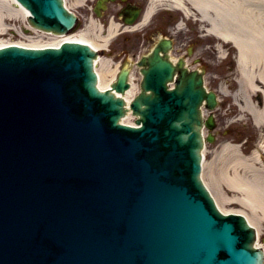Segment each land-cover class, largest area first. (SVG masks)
I'll return each instance as SVG.
<instances>
[{"label": "water", "instance_id": "obj_1", "mask_svg": "<svg viewBox=\"0 0 264 264\" xmlns=\"http://www.w3.org/2000/svg\"><path fill=\"white\" fill-rule=\"evenodd\" d=\"M19 1L36 26L73 24L62 0ZM93 57L79 43L0 49V264H257L253 229L199 176V105L214 94L192 76L167 90L156 50L130 104L141 126L121 125Z\"/></svg>", "mask_w": 264, "mask_h": 264}, {"label": "bare ground", "instance_id": "obj_2", "mask_svg": "<svg viewBox=\"0 0 264 264\" xmlns=\"http://www.w3.org/2000/svg\"><path fill=\"white\" fill-rule=\"evenodd\" d=\"M78 1L85 3L89 0ZM167 1H170L171 4L180 9L186 16L192 14L193 11L196 13L197 19L205 25L206 31L218 40L219 44L216 45L217 54L222 55L227 45H230L231 49L234 50L236 60V70L232 77L234 80L230 81L231 77H224V83L221 84V91L219 92L225 94L228 89H233L232 94L234 97L240 94L245 95L249 91L252 92L255 87L264 96V0ZM158 3H160L159 0H151L152 8H148L144 12L141 19L136 22V25L124 28L133 29L144 26L151 17L152 9ZM28 15L27 9L17 3L16 0H0V35L9 30L5 22L12 19H15V21L21 20L25 28L32 29L28 21ZM15 21H12V25H14ZM118 30L119 24L112 21L107 28L108 33L102 36L100 34L102 26L97 20L90 17L88 25L74 34L53 35L46 41L29 39L28 42H11L0 39V47L17 44L29 48H41L58 46L64 41H74L88 44L94 49H104L112 37L118 33ZM18 34L19 36L22 35L20 32ZM40 34L48 37L47 35L50 33L42 31ZM99 63V67H97V64L95 66L98 74V87L106 89L110 87L116 73V68H113L111 62L106 58L100 59ZM255 79L261 82V86L256 85ZM135 85V83L132 84L131 89L123 95L116 94L125 100L127 106L136 92L137 85ZM246 110L250 113L254 124L264 127V105L261 109H258L248 104ZM121 122L127 123L125 122V118H122ZM259 146L264 149V133L259 140ZM205 149L201 151V177L210 193L214 196L217 207L223 213H244L250 224L255 227L257 231L256 235L258 236L257 240L260 241L261 227L259 230L256 222L264 216V174L263 170L254 164L256 162V152L244 157L241 156L236 145L223 142L220 143L217 149L213 150V158L207 162L205 160ZM222 186L228 190L242 193L243 197L225 196L224 192L221 191ZM218 196L224 200L223 202L231 204H239L244 200V203H247L254 215H250L245 209L224 208ZM259 209L262 210H260L262 215L258 213Z\"/></svg>", "mask_w": 264, "mask_h": 264}, {"label": "rangeland", "instance_id": "obj_3", "mask_svg": "<svg viewBox=\"0 0 264 264\" xmlns=\"http://www.w3.org/2000/svg\"><path fill=\"white\" fill-rule=\"evenodd\" d=\"M159 1L161 3L163 2L165 4H168V1H165V0H159ZM117 7H118L117 4L113 5L110 7L109 11L114 12ZM161 8H164V6H161ZM83 11L85 12L87 10L84 9ZM109 11H108V14L110 13ZM174 13L175 15L173 16V18L182 19L184 21L183 22L184 27L182 30H185V33L187 32L186 29L190 28L189 26H193L194 28L197 29L195 25H197L198 21L196 20L193 12L192 14L188 16H183L178 10L176 11L175 9ZM159 14L160 13H158V15L155 16L152 22L153 29H154L152 30V35L154 39L152 40L151 44H153V42L158 38V36L161 33L159 28L155 29V25L161 26L166 23V19L168 21L171 18L167 15L162 16ZM102 16L103 18L105 17L104 14ZM100 20H102V17ZM12 21H15V19L5 22L6 25L9 27V30H7L5 33H2L0 35V39H3L5 41H11V42L12 41H20V42L27 41L17 34L18 32L27 33L24 31L23 28H20L24 24L23 21L16 20L14 23L15 26L12 25L13 24ZM87 23L88 22L85 21L83 27L81 26L80 29L85 28L88 25ZM145 27L134 31L132 34L129 33V34H126L125 36L123 35L118 38H115L110 43L111 45L110 47L112 51L111 52H107V50L104 51L103 55L101 54V58L103 59L106 58L107 60H109L113 67V63L118 62L120 60L119 53L122 50V47L125 46L124 49L130 51L127 56V64H129L130 68L132 69L133 77H137L138 74L135 73V71L137 70L135 62L137 61L139 55L146 54V51L144 50V45H142L143 43L142 39L144 38L145 29H147ZM14 28L18 29L19 31L15 30ZM148 42L150 43V41ZM218 44H219L218 40L212 36L211 38H209L207 43L202 45V49H201V52H204L205 54L203 55V57L206 59V62L204 63H206L207 65V67L205 68L208 72L207 79H206V86L207 88L211 90H215L217 93V97H218V105L216 109L214 110L215 121H216L214 133H216L217 139L213 143L206 145V149L204 153H205V160L207 162L213 158V150L217 149L220 143L226 142V141L238 142L242 140L243 137H245L243 133L244 134L247 133V135H250L252 131H255L254 124L251 121L252 117L246 113L245 107H243L240 100L237 99V97L240 98L241 94L239 96L237 95L233 97V94H232L233 89H228L225 94L219 92V90L221 89L219 88L220 84L224 83L223 82L224 77L226 78L231 77L230 81L234 80L232 77L234 76L235 56H234V52L230 50L231 49L230 45L226 46L227 48L224 50V53L222 55L217 54L216 45ZM197 53L199 52H194L192 57L188 58V62L192 66H194L193 57H198L201 59V56H199ZM132 82L137 83L138 79L136 80L132 79ZM252 92H249L248 96L252 95ZM134 119L135 118L132 115H128V117L125 118V122L133 123L135 121ZM221 191H223L225 196L227 197L242 195L241 193L228 190L224 188L223 186L221 187ZM218 198H219V201H221L222 203L221 205L226 209H230V208L241 209L240 204H231L228 202H223L224 200H222L220 196H218Z\"/></svg>", "mask_w": 264, "mask_h": 264}, {"label": "flooded vegetation", "instance_id": "obj_4", "mask_svg": "<svg viewBox=\"0 0 264 264\" xmlns=\"http://www.w3.org/2000/svg\"><path fill=\"white\" fill-rule=\"evenodd\" d=\"M148 1L149 0H126V3H123V6L125 4H128L133 7L144 9L146 5L148 4ZM173 28H174L173 24H169L166 26L165 30L169 31ZM169 37L173 41V43H175V48L178 51L179 55L182 54L186 56H189V55L192 56L194 52H199L197 54L201 56V59H198L197 64H201V63L204 64V62H206V59L203 57V55L205 54L204 52H201L202 45L207 43L206 41H202L197 36H193L192 34H189V33L188 34L178 33L176 34L175 37L171 35ZM189 48H192V49L190 50ZM245 100L251 101L252 103H256L257 105L261 103V101H259L258 98L253 99L251 95L248 96L247 94L243 100V104L245 103ZM256 130L252 131L250 135H247V133L246 134L243 133L245 137H243L242 150H243V153H245L244 154L245 156L250 155L253 152V150L256 151L257 165L259 168L263 170V174H264V149L263 147L259 146V140L261 138V135L264 133V127L259 125L257 126ZM253 132H255V136L253 135ZM245 208L247 207L245 206ZM260 210L261 209H259L258 213L262 215ZM261 218L262 219L260 218L258 219V222L261 227V241H264V225H263L264 216H262Z\"/></svg>", "mask_w": 264, "mask_h": 264}]
</instances>
